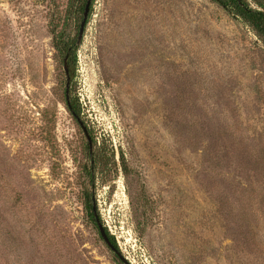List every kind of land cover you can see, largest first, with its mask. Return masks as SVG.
I'll return each instance as SVG.
<instances>
[{
	"label": "rangeland",
	"instance_id": "obj_1",
	"mask_svg": "<svg viewBox=\"0 0 264 264\" xmlns=\"http://www.w3.org/2000/svg\"><path fill=\"white\" fill-rule=\"evenodd\" d=\"M83 5L0 0V264H264L263 35L211 0H94L76 44Z\"/></svg>",
	"mask_w": 264,
	"mask_h": 264
},
{
	"label": "trees",
	"instance_id": "obj_2",
	"mask_svg": "<svg viewBox=\"0 0 264 264\" xmlns=\"http://www.w3.org/2000/svg\"><path fill=\"white\" fill-rule=\"evenodd\" d=\"M84 0V4H85ZM94 0H92L91 5ZM218 4L220 7L228 11L234 17L241 18L245 23H247L258 35H263L264 37V5L261 4V10L252 9L248 6V4L244 0H211ZM91 8V6H90ZM84 9V5L82 7V12ZM90 12V10H89ZM89 16V14H88ZM67 56V68H68V75L72 71L76 63V44L70 42L64 49H63V58H62V67H63V59ZM67 106V105H66ZM68 110L71 112L70 108L67 106ZM92 211L93 222L97 225L94 210L90 207ZM105 234L110 242V244L118 251V247L116 241L113 237H111L106 230ZM254 234L253 229L249 224V238ZM250 241V240H249Z\"/></svg>",
	"mask_w": 264,
	"mask_h": 264
},
{
	"label": "water",
	"instance_id": "obj_3",
	"mask_svg": "<svg viewBox=\"0 0 264 264\" xmlns=\"http://www.w3.org/2000/svg\"><path fill=\"white\" fill-rule=\"evenodd\" d=\"M91 2L92 0H86L85 5H84V9H83V14H82V20L80 22L79 25V29H78V33H77V38H76V44H79L82 36H83V32H84V28L88 19V14H89V10H90V6H91ZM63 72L65 75V92H64V96H65V103L67 106H69V84H70V78L68 75V68H67V56L64 57L63 59ZM81 125V124H80ZM83 133L86 137V140L88 142V148H89V152H91V143L90 140L88 138V136L86 135L85 129L82 127ZM96 222H97V228H98V232L99 235L101 236L103 242L105 243V245L120 259L123 261V258L121 257V255L119 254V252L110 244L105 231L102 229V227L100 226V224L97 221L96 218Z\"/></svg>",
	"mask_w": 264,
	"mask_h": 264
}]
</instances>
